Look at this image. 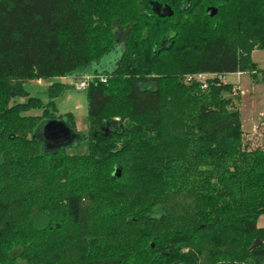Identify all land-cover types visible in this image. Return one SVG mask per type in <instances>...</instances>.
Returning a JSON list of instances; mask_svg holds the SVG:
<instances>
[{
    "label": "trees",
    "instance_id": "1",
    "mask_svg": "<svg viewBox=\"0 0 264 264\" xmlns=\"http://www.w3.org/2000/svg\"><path fill=\"white\" fill-rule=\"evenodd\" d=\"M263 48L264 0H0V264H264V146L227 79L264 83ZM84 75L88 153L43 147L64 84L25 83Z\"/></svg>",
    "mask_w": 264,
    "mask_h": 264
},
{
    "label": "rangeland",
    "instance_id": "2",
    "mask_svg": "<svg viewBox=\"0 0 264 264\" xmlns=\"http://www.w3.org/2000/svg\"><path fill=\"white\" fill-rule=\"evenodd\" d=\"M252 58L258 68L264 69V48L256 49L252 54ZM117 59V53L112 51L98 66L100 69H112ZM243 74L244 75H241L242 78L241 76L230 74L227 76V79L229 81L237 80L238 77L242 79L236 84L241 85L242 90L238 88L239 90L235 93L241 96V101L238 103V106L241 111L242 128L245 134L244 142L249 149H255L264 146V89L261 88L262 86H257L259 83L253 82L247 73ZM84 76L86 77L88 75ZM84 76L59 77L52 80L33 79L26 82L24 87L30 96L39 98L44 104H47L49 102V86L53 82L63 83L64 91L55 100V110L51 109L50 112L53 113L57 119L62 120H65L63 116L71 113L76 123V131L88 132L90 121L86 90L79 91L75 88V85L80 82ZM25 101H27L26 97H16L12 99L11 103ZM42 113L43 108H33L26 112L27 115H42ZM116 119L119 118L117 117ZM83 139V136H81V140H76V142H82ZM76 142L67 148V153L71 155L87 154L89 151L88 144L82 143L77 145ZM83 203L86 206H90L91 202L88 197H85ZM87 217L91 226L97 222L98 218L95 217V214L92 213L91 210H88ZM73 231V229H70V232ZM73 234H75V232H73Z\"/></svg>",
    "mask_w": 264,
    "mask_h": 264
},
{
    "label": "water",
    "instance_id": "3",
    "mask_svg": "<svg viewBox=\"0 0 264 264\" xmlns=\"http://www.w3.org/2000/svg\"><path fill=\"white\" fill-rule=\"evenodd\" d=\"M159 6V5H158ZM160 7V6H159ZM156 10V5L154 6ZM167 11L163 13V11ZM160 15H173V10L170 7L165 6L162 11H157ZM217 12L216 8H209L208 13L214 15ZM42 146L55 150L60 147L70 146L77 141L81 140L82 134L76 132L69 124L67 120L62 119H49L42 128ZM83 138H85L83 136ZM77 143V142H76ZM260 241H256L255 245ZM153 245V244H152Z\"/></svg>",
    "mask_w": 264,
    "mask_h": 264
},
{
    "label": "built area",
    "instance_id": "4",
    "mask_svg": "<svg viewBox=\"0 0 264 264\" xmlns=\"http://www.w3.org/2000/svg\"><path fill=\"white\" fill-rule=\"evenodd\" d=\"M197 77V79L199 80V81H201L202 82V84H203V86L204 87H207V80H206V78L208 77V75L207 74H199L198 76H196ZM90 76H84L82 79H81V81L80 82H78L76 85H75V88H76V90H79V91H84V90H86L87 89V87H88V85H89V80H90ZM100 79L102 80V81H106V77H104V76H100ZM224 79V78H223Z\"/></svg>",
    "mask_w": 264,
    "mask_h": 264
},
{
    "label": "crops",
    "instance_id": "5",
    "mask_svg": "<svg viewBox=\"0 0 264 264\" xmlns=\"http://www.w3.org/2000/svg\"><path fill=\"white\" fill-rule=\"evenodd\" d=\"M254 51H255V50H254ZM254 51H253V52H254ZM252 54H253V53H252ZM241 75H244V74L241 73V74L239 75V77H240ZM239 77L237 78V80H230V81L233 82L234 84H238V82H240V81L242 80V79H240ZM241 78H242V76H241ZM257 86H262L261 88L264 89V83H259V84H257ZM238 88L242 90V86H241V85H238ZM257 225H258L259 227H264V214H262V215L259 216V218H258V220H257Z\"/></svg>",
    "mask_w": 264,
    "mask_h": 264
},
{
    "label": "flooded vegetation",
    "instance_id": "6",
    "mask_svg": "<svg viewBox=\"0 0 264 264\" xmlns=\"http://www.w3.org/2000/svg\"><path fill=\"white\" fill-rule=\"evenodd\" d=\"M165 6L163 7H159L158 5H156V11H162L164 9ZM167 11H163V13H166Z\"/></svg>",
    "mask_w": 264,
    "mask_h": 264
}]
</instances>
